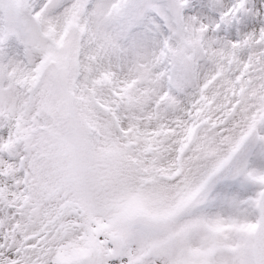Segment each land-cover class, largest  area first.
<instances>
[{
  "label": "snow or ice",
  "instance_id": "1",
  "mask_svg": "<svg viewBox=\"0 0 264 264\" xmlns=\"http://www.w3.org/2000/svg\"><path fill=\"white\" fill-rule=\"evenodd\" d=\"M0 264H264V0H0Z\"/></svg>",
  "mask_w": 264,
  "mask_h": 264
}]
</instances>
